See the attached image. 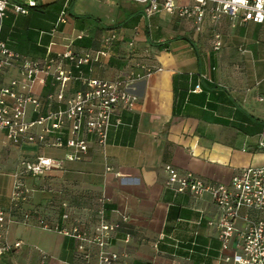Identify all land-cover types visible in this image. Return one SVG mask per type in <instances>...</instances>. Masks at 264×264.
Returning a JSON list of instances; mask_svg holds the SVG:
<instances>
[{"label":"crops","instance_id":"1","mask_svg":"<svg viewBox=\"0 0 264 264\" xmlns=\"http://www.w3.org/2000/svg\"><path fill=\"white\" fill-rule=\"evenodd\" d=\"M62 10L65 22L58 21ZM215 32L222 42L218 50L212 48ZM1 38L33 58L53 57L68 46L78 54L106 51L73 73L130 78L137 100L113 110L103 149L84 134L89 148L81 160H65L63 148L13 143L0 130V206L14 218L4 228L5 239L21 240L0 255V264H39L43 255L45 264H97L96 245L85 263L77 256L78 240L54 227L71 226L61 217L68 212L93 231L99 196L106 199V220L127 217L108 248L131 264H229L221 255L239 247L234 240L221 249L211 193L175 192L165 185L164 165L228 184L240 168L264 164V22L223 15L215 23L206 18L195 31L188 19L165 11L147 15L144 4L132 0H46L25 15L9 10ZM18 75L17 65L6 67L0 85ZM57 87L51 76L34 84L39 114L65 107L64 100L47 98ZM80 88L79 79L68 81L65 97ZM36 116L28 105L26 119ZM39 154L59 166L41 176L21 174L27 191L13 200L20 159Z\"/></svg>","mask_w":264,"mask_h":264},{"label":"built area","instance_id":"2","mask_svg":"<svg viewBox=\"0 0 264 264\" xmlns=\"http://www.w3.org/2000/svg\"><path fill=\"white\" fill-rule=\"evenodd\" d=\"M40 1L46 0H0V73L11 65H17L19 71L18 77L13 78L9 84L0 85V130L5 131L6 137L13 143L28 142L63 148L65 160H81L89 148V140L84 134L92 135L97 147L103 149L107 143L113 110L118 106L130 108L136 102L137 95L132 90L130 78L82 77L73 73V67L80 69L82 65L104 56L106 51L78 54L68 46L53 57L33 58L11 48L1 38L3 18L9 10L14 14L25 15L31 8L37 7ZM132 1L143 3L147 15L165 11L188 19L195 31L202 29L206 18L215 23L223 15L230 19L264 22V0ZM65 19L66 12L62 10L58 21L65 22ZM221 44L220 34L215 32L212 48L218 50ZM46 76H51L58 85L55 92L47 94V98L64 100L65 107L49 109L39 114L40 100L32 92V88L36 83L45 84ZM73 79L81 81V88L65 97L66 83ZM28 105H32L37 112L32 120L25 117ZM260 145L264 146V143L260 142ZM57 166L58 160L43 154L20 159L15 172L12 199L21 198L27 191L21 174L41 176ZM164 169L167 172L165 185L175 192H189L194 196H200L206 191L211 193L219 211L216 225L221 249L231 248L234 240L239 247L229 255H221L223 261L229 264H264V164L240 168L232 175L228 184H211L199 175L191 171L181 172L169 163L164 165ZM98 202V223L93 231L84 228L80 218L71 216L68 212H63L61 217L70 219L71 226H55L54 229L78 240L77 256L85 263L90 258L89 247L96 245L97 264H131L122 253L108 248L110 235L127 217L123 216L121 221L106 220L105 197L99 196ZM62 205L65 206L66 203L63 202ZM28 216L29 214L24 215L25 218ZM13 219L12 210L0 206V255L21 245V240L9 242L5 239L4 228ZM238 221H241L240 226ZM42 226L51 228L48 223ZM128 238L127 234L125 240ZM45 257L42 256L39 264H45Z\"/></svg>","mask_w":264,"mask_h":264},{"label":"rangeland","instance_id":"3","mask_svg":"<svg viewBox=\"0 0 264 264\" xmlns=\"http://www.w3.org/2000/svg\"><path fill=\"white\" fill-rule=\"evenodd\" d=\"M99 1H101V0H99ZM160 21H161V23H162V25H165L167 22V20H166V18L165 19H162V18H160L159 19ZM38 32V31H37Z\"/></svg>","mask_w":264,"mask_h":264}]
</instances>
